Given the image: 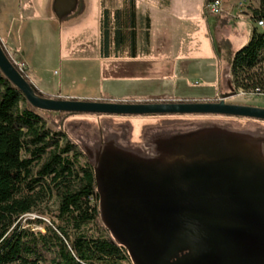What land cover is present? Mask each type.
I'll return each mask as SVG.
<instances>
[{
	"label": "rangeland",
	"instance_id": "rangeland-1",
	"mask_svg": "<svg viewBox=\"0 0 264 264\" xmlns=\"http://www.w3.org/2000/svg\"><path fill=\"white\" fill-rule=\"evenodd\" d=\"M123 1L76 0V7L72 13L59 17L55 15L56 36L61 31L63 34L61 49L54 35L48 40V33H32V46L36 45V55L31 61L34 66L31 67L37 70L42 69L40 72L35 70L39 75V88H35L37 91L47 97L127 102L200 101L210 98L218 99L220 94L229 93L230 88L235 91L229 66L236 52L249 41L254 27L250 18L247 16H239L236 19L226 18L229 22L223 26L227 25V32L224 33L222 30V33H219L215 27V18L204 15L208 0H168V5L161 10L151 9L149 16L155 37L156 34L158 36L165 34L162 27L166 29L167 26L172 28L182 26L185 29H191L184 33L190 39L189 45L175 49L179 50L180 58L187 60L188 72L180 77L176 68L174 77L180 78L179 82L174 79L171 83L159 82L155 85L142 83L140 87L137 85L138 88L131 89L125 87V83L122 82L124 80L120 79L129 75L119 62L122 61L121 56L115 58L113 55L102 59L99 57L97 46L101 9L106 8L110 11L119 9ZM153 2L160 3L161 0H153ZM230 4L231 9L235 2L230 1ZM249 4L252 9L259 5L255 0ZM138 9L140 10V7ZM139 10L137 12L138 30L144 18ZM48 12L53 18L52 9ZM66 30L70 32V36L77 37L74 42L66 39L64 35ZM175 34L174 31L171 32V35ZM138 53L140 54V50ZM214 73L217 74V82L221 73L223 78L229 77V81L226 79L221 83V87L224 88L222 92H218L217 89L216 95L208 83L213 82ZM248 76L253 79L263 78L264 61L249 71ZM226 102L264 108V98L251 95H238ZM38 114L48 128L54 132L64 133L65 138L77 145L79 151L83 149V140L84 143L89 142L90 133L96 131V126L104 121L114 127L118 124L129 125L130 139L135 141L140 139L144 129L171 122L168 118L153 119L144 116L123 119L40 112ZM177 120L173 119V122L178 123ZM82 161H86L84 156ZM158 174L151 171L148 179L143 182L131 181L132 184H126L125 189L118 188V185L113 184L110 178L105 185H101L105 223L109 232L129 247L132 264H156L171 238L173 225L188 214L186 209L180 210L168 205L174 202L168 197L174 192H168L166 186H169L175 177L170 173H164L163 176ZM123 193L131 198L139 199L141 210L146 214L145 218L139 217L135 212H126L117 201H109L110 197ZM55 208L54 200L49 199L25 218H39L49 222L50 212H54ZM43 211H47V214L39 216V213ZM240 211L243 210H239V213H235L228 219L240 224L239 229L212 228L214 235L203 241V247L208 250L205 264H262L264 262V219L255 215L249 208L244 212L240 213ZM213 217L225 220L217 214ZM148 228L162 237L163 242H153Z\"/></svg>",
	"mask_w": 264,
	"mask_h": 264
},
{
	"label": "trees",
	"instance_id": "trees-1",
	"mask_svg": "<svg viewBox=\"0 0 264 264\" xmlns=\"http://www.w3.org/2000/svg\"><path fill=\"white\" fill-rule=\"evenodd\" d=\"M255 1L252 23L264 21V0ZM136 16L135 0L101 9V58L126 48L135 55ZM143 24L147 46V15ZM263 61L264 30L253 27L231 62L233 87L264 88V76H248ZM21 74L28 80L25 70ZM38 113L0 72V264H132L129 248L101 221L92 169L76 145L48 128ZM49 199L56 204L49 222L25 218Z\"/></svg>",
	"mask_w": 264,
	"mask_h": 264
},
{
	"label": "water",
	"instance_id": "water-1",
	"mask_svg": "<svg viewBox=\"0 0 264 264\" xmlns=\"http://www.w3.org/2000/svg\"><path fill=\"white\" fill-rule=\"evenodd\" d=\"M76 7V0H54L52 9L56 16L70 14ZM0 72L21 93L26 102L40 113L68 114V115H98V116H165V115H217L234 117L238 119H250L264 122V108L227 103L226 100L236 97V92L220 94L216 102L194 101H108V100H79L65 99L61 97H47L37 91L35 87L21 74L13 61L8 57L0 41ZM180 140L171 144V140L156 142L155 150L148 158L137 160L124 165L122 154L113 152L116 158H109L106 165L114 171H130L131 178L148 179L149 173H172L174 181L167 187L169 195L173 199L168 205L172 208L186 209L187 215L173 225V232L168 244L156 264H177L181 260L178 254L188 251L189 255L194 251V246H203V241L214 235L212 228L239 229L237 222L229 221L235 213L244 212L249 208L255 215L264 219V196L260 195L259 207L249 206L244 200L234 199V194L217 192H191L179 191L177 183L179 177L174 171L194 164L217 169V176L221 174H234L239 178L244 175L253 176L257 184L264 186V133L255 129H231L217 124L215 127L202 128L197 133L181 135ZM178 138V139H179ZM174 145V146H173ZM173 146V147H172ZM133 156V155H130ZM124 167V168H123ZM126 169V170H124ZM95 171L97 168L95 167ZM140 172V173H138ZM144 172V173H142ZM118 178V188L125 189L122 173ZM125 174V175H124ZM128 177V175L126 176ZM97 192L102 196L97 181ZM264 190V187H263ZM250 191L252 192L251 188ZM256 192V191H254ZM238 195V194H237ZM121 197V206L126 212H135L139 217L145 218L146 214L141 210L139 199L126 196L125 193L117 195ZM116 196V197H117ZM234 206L225 211L226 204ZM99 215L102 223L108 229L103 217V207L100 201ZM225 211L228 218L219 219L213 217ZM248 211V210H247ZM223 214V213H222ZM219 216V215H217ZM153 242H163V238L153 233L148 228ZM109 231V229H108ZM110 233V232H109ZM110 236L119 241L113 233ZM126 245V244H125ZM127 246V245H126ZM128 247V246H127ZM129 248V247H128ZM264 264V262H262Z\"/></svg>",
	"mask_w": 264,
	"mask_h": 264
},
{
	"label": "flooded vegetation",
	"instance_id": "flooded-vegetation-1",
	"mask_svg": "<svg viewBox=\"0 0 264 264\" xmlns=\"http://www.w3.org/2000/svg\"><path fill=\"white\" fill-rule=\"evenodd\" d=\"M216 102L217 98L196 100L194 102ZM67 116H79V115H68ZM84 115V114H82ZM97 118H123V119H132V116H98V115H89ZM142 117V116H141ZM150 117L153 119L157 118H168L170 124H163L151 126V128L144 129L140 139L138 141L131 140V127L127 124H118L114 126H110L106 121L102 122L98 126H96V131H92L90 133L89 142L83 140V149L80 151L82 156L85 157L86 162L90 166L93 171L95 185L98 181V186L101 191V185H105L107 180L110 178L113 184L122 185V183L118 182V178L122 173L125 175L124 181L126 184H132L135 182H143L146 180L145 177H138L139 179H132L130 171H122L117 172L108 167L106 165V161L109 158H116L117 155H110L113 152H119L122 154V159L124 160V165L130 162H134L137 160L138 162H143L141 159L148 158L152 155L155 150L156 142L160 140H171L172 143H176L180 140L181 135H189L192 133L199 132L202 128L206 127H215L217 124H220L224 127L233 128V129H255L264 133V122L250 119H238L234 117H224L217 115H165V116H144ZM173 119H178V123H174ZM181 122V123H180ZM65 136L64 133H61ZM179 138V139H178ZM82 140V139H80ZM174 142V143H173ZM175 145V144H174ZM173 145V146H174ZM172 146V147H173ZM78 148V146L76 145ZM79 149V148H78ZM133 155V156H130ZM95 167L97 171H95ZM124 168V167H123ZM102 170V172H100ZM175 174L179 177V181L177 183V188L179 191H191V192H217V194L223 193H232L234 194V199H240V201H244L249 206H256L258 210L259 207V198L258 196H264V190L261 185L257 184L256 180L253 176H240L234 174H221L219 173L217 176V169L206 168L201 165L194 164L191 167H184L177 169L174 171ZM140 173V172H138ZM144 173V172H142ZM172 174V173H171ZM264 180V179H263ZM130 181V182H129ZM132 181V182H131ZM131 186V185H130ZM250 188L252 192L250 191ZM97 190V185H96ZM256 191V192H254ZM98 193V192H97ZM102 193V192H101ZM238 194V195H237ZM121 197H110L109 201H117L119 205ZM103 202V196H100L98 193V205ZM116 203V202H115ZM228 208H225V211L231 210L234 206L232 204L225 205ZM224 210L218 217L228 218ZM260 211V210H259ZM226 230V229H225ZM192 254L189 255L188 251H183L178 254V258L181 260L180 263L177 264H205V257H207L208 250L203 246H194Z\"/></svg>",
	"mask_w": 264,
	"mask_h": 264
},
{
	"label": "crops",
	"instance_id": "crops-1",
	"mask_svg": "<svg viewBox=\"0 0 264 264\" xmlns=\"http://www.w3.org/2000/svg\"><path fill=\"white\" fill-rule=\"evenodd\" d=\"M53 1L54 0H0V41L9 58L16 64L24 65L26 77L35 88H39V75L36 71L40 72L42 69L37 70L31 67L34 66L31 61L36 55V45L32 46V33H48V40L54 35V37H57L59 49L62 48V31L56 36V25L54 19L56 17L52 9ZM165 5H168V0H161L160 3H154L153 0H135L136 12H138V7H140L142 14L149 17L150 25L148 30V45H145L144 24L142 22L140 30H138V16H136L137 25L135 55L131 56L126 48L122 52L117 54L112 53L109 56L111 57L114 55L115 58L119 55L121 56L122 61L119 62L124 67V70L128 71L129 74L126 77H120L121 80H124L122 82L125 83V87H130L132 89L137 85L140 87L142 83L147 85H155L159 82L171 83L174 79H177L179 82L181 79L174 77L176 68L178 69V73L181 75L180 77L188 72L187 60L185 61V59L180 58L181 54L179 50L176 51L175 49L185 48L186 45H189L190 39L184 33H187L186 31L189 32L191 29H185L182 26H174L173 28L167 26L166 29L162 27V31L165 30V34L160 36L156 34V37L153 34V26L149 16V11L151 9L159 11L164 8ZM49 9H52L53 18L48 12ZM215 20L217 32L222 33V30L224 33L227 32V25H223L229 22V20L225 17H217ZM172 31L176 34L171 35ZM64 35L67 40L71 39V42L72 40L74 42L77 39L76 36H70V32L68 30H66ZM97 46L99 54V27ZM139 50L140 54L138 53ZM229 67L231 68V66ZM213 78V82L208 83L210 85L209 87L216 95L218 92H222L224 88L221 87V83L226 81V79L229 81V77L223 78L221 73L219 74L217 82V74L214 73ZM209 81L211 80L209 79ZM211 85H213V87H211ZM217 89L219 90L218 92ZM65 99L72 98L66 97Z\"/></svg>",
	"mask_w": 264,
	"mask_h": 264
},
{
	"label": "built area",
	"instance_id": "built-area-1",
	"mask_svg": "<svg viewBox=\"0 0 264 264\" xmlns=\"http://www.w3.org/2000/svg\"><path fill=\"white\" fill-rule=\"evenodd\" d=\"M230 1L235 2L233 8L231 7ZM251 0H208L205 4V12L209 17H225L236 19L239 16H247L250 18V3ZM255 28L264 30V21L260 20L253 24ZM16 67L20 72H24V65L16 64ZM236 96L238 95H251L260 98H264V88L256 87L253 89L243 90L235 89Z\"/></svg>",
	"mask_w": 264,
	"mask_h": 264
}]
</instances>
